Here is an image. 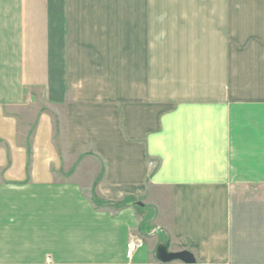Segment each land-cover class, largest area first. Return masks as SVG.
<instances>
[{"label":"crops","instance_id":"1","mask_svg":"<svg viewBox=\"0 0 264 264\" xmlns=\"http://www.w3.org/2000/svg\"><path fill=\"white\" fill-rule=\"evenodd\" d=\"M168 242L264 264V0H0V264Z\"/></svg>","mask_w":264,"mask_h":264},{"label":"water","instance_id":"2","mask_svg":"<svg viewBox=\"0 0 264 264\" xmlns=\"http://www.w3.org/2000/svg\"><path fill=\"white\" fill-rule=\"evenodd\" d=\"M137 205L143 206L142 204ZM155 258L162 264H170L173 262H180L182 264H197V260L193 253L187 250L181 252H171L169 242L157 247Z\"/></svg>","mask_w":264,"mask_h":264},{"label":"built area","instance_id":"3","mask_svg":"<svg viewBox=\"0 0 264 264\" xmlns=\"http://www.w3.org/2000/svg\"><path fill=\"white\" fill-rule=\"evenodd\" d=\"M144 246L142 240H131L126 246V258L131 259L134 254Z\"/></svg>","mask_w":264,"mask_h":264},{"label":"rangeland","instance_id":"4","mask_svg":"<svg viewBox=\"0 0 264 264\" xmlns=\"http://www.w3.org/2000/svg\"><path fill=\"white\" fill-rule=\"evenodd\" d=\"M129 42L134 43L133 41H128L127 44H128ZM121 43H122V42H121ZM94 186H95V185H94ZM95 197H96V196H95ZM94 202L96 203L95 200H94ZM165 241H167V240H166V236H163V238L160 239L159 244H160V243H163V242H165ZM161 245H162V244H161Z\"/></svg>","mask_w":264,"mask_h":264}]
</instances>
